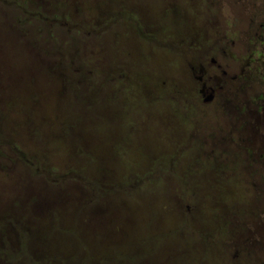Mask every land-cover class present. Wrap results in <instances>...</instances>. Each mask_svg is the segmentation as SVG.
<instances>
[{"label": "rangeland", "instance_id": "1", "mask_svg": "<svg viewBox=\"0 0 264 264\" xmlns=\"http://www.w3.org/2000/svg\"><path fill=\"white\" fill-rule=\"evenodd\" d=\"M19 3L61 22L20 38L0 6V264H264L256 87L193 95L235 0Z\"/></svg>", "mask_w": 264, "mask_h": 264}, {"label": "flooded vegetation", "instance_id": "2", "mask_svg": "<svg viewBox=\"0 0 264 264\" xmlns=\"http://www.w3.org/2000/svg\"><path fill=\"white\" fill-rule=\"evenodd\" d=\"M235 3L237 11L226 18L221 17L224 25L222 37L218 36L216 39V42H221L226 49L227 54L224 49L223 52L229 59L225 66L227 70L222 72L213 70L208 74L205 68L200 67L201 76H195L197 88H194L193 95L199 105L213 106L216 111L221 110L226 113L230 107H234V101L239 98L240 93L247 97L244 90L247 89V84L253 83L257 93L248 95V106H254L255 111H259L264 109V0H235ZM195 42L193 44L181 38L178 40V46L192 50L197 48L194 51H201V48H198L199 42ZM256 121H260L257 124L263 132L264 120ZM226 122L223 129L225 127L224 131L230 137L229 141L234 142L233 136L228 132L229 127L234 123L231 120ZM241 122L243 124L242 120ZM234 137L238 142H245ZM262 138L261 143L264 142L263 134ZM262 146L259 144L256 149L262 152ZM244 152L247 150L245 149Z\"/></svg>", "mask_w": 264, "mask_h": 264}, {"label": "trees", "instance_id": "3", "mask_svg": "<svg viewBox=\"0 0 264 264\" xmlns=\"http://www.w3.org/2000/svg\"><path fill=\"white\" fill-rule=\"evenodd\" d=\"M0 6L3 7V9L5 8L6 10H11L12 12H14V14H10V16H7V19L10 20L13 24L12 27L14 28V30L16 31V33L18 35H20V38H24L30 36V28H27L25 26H27L28 24L32 23V22H36L41 23V21H52V20H58L60 21L61 15L57 16L54 15L53 11H51L52 14H44V12H46L47 9H45V5H40L39 9L37 11L34 12V14L36 15L35 17L33 16H26L23 20L18 18V15L20 14L22 16L23 13H25L26 10L23 9V6L21 3H19V0H0ZM17 12V13H16ZM32 17V18H30ZM29 20V22H27ZM43 24V23H41ZM44 25V24H43ZM42 29V28H39ZM38 29V30H39ZM36 30V31H38ZM35 30H33L34 32ZM35 31V33H36ZM49 31H47L45 33L46 36H48ZM35 35L33 34V37ZM42 52V51H40ZM44 54V52H42ZM135 190H140V189H136L133 188ZM141 191H143V189H141ZM146 191V190H144ZM119 192V190H117V193ZM147 192V191H146ZM113 194L115 193V191L112 192ZM125 194L127 195V193L125 192ZM186 211H188V208H186ZM142 247H144V245H142L141 247H139L138 249H141Z\"/></svg>", "mask_w": 264, "mask_h": 264}]
</instances>
